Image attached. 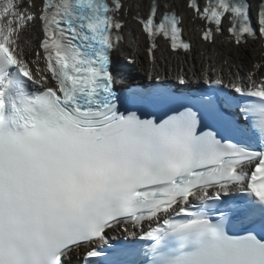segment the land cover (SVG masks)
Listing matches in <instances>:
<instances>
[{
    "label": "snow or ice",
    "instance_id": "6c2138e0",
    "mask_svg": "<svg viewBox=\"0 0 264 264\" xmlns=\"http://www.w3.org/2000/svg\"><path fill=\"white\" fill-rule=\"evenodd\" d=\"M0 264H264V0H0Z\"/></svg>",
    "mask_w": 264,
    "mask_h": 264
},
{
    "label": "bare ground",
    "instance_id": "6f19581e",
    "mask_svg": "<svg viewBox=\"0 0 264 264\" xmlns=\"http://www.w3.org/2000/svg\"><path fill=\"white\" fill-rule=\"evenodd\" d=\"M150 1L151 0H148V2ZM175 2L179 3L180 0H175ZM181 14L185 15V19L187 20L184 27L187 37L193 44L192 54H181V56L177 58L174 55H170L166 52L165 55L168 59V63L165 64L164 60L160 57V53H157V57L160 61V67L157 69V71L163 73L166 70L169 78L173 79L175 78L176 72L179 68H184L187 70L193 62H195L197 69L199 70L201 66L202 54L204 53L205 49H208L213 60V71L215 73V62L218 58V53L223 55H233V50L225 41L222 42L221 40L217 41L214 47L209 48L206 44L197 39L195 32V26H197V24L194 25L195 23H193L191 20H188L185 13L181 12ZM128 28L131 30L133 35L139 37V31L134 22L129 21ZM38 35L39 34H37V36ZM144 48L145 42L142 39H138L136 42L132 43L131 46H126V51H124V53L126 60L129 56H134L136 58L135 64H129L133 71L140 72V70H143L145 72V76L147 77V75L152 71V68L150 62L146 59ZM255 48L257 50L256 52H253L252 49H249V52L251 53V59H255L259 54L260 46L258 43L255 45ZM137 49H139V51H137ZM185 59L187 60V63H185Z\"/></svg>",
    "mask_w": 264,
    "mask_h": 264
}]
</instances>
